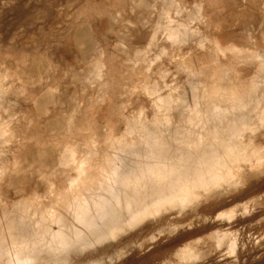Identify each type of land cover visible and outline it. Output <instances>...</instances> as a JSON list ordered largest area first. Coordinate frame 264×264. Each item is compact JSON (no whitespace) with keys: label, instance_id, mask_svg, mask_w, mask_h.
<instances>
[{"label":"rangeland","instance_id":"1","mask_svg":"<svg viewBox=\"0 0 264 264\" xmlns=\"http://www.w3.org/2000/svg\"><path fill=\"white\" fill-rule=\"evenodd\" d=\"M137 1L0 0V90L8 100L0 123L9 131L0 142V213L27 198L46 203L49 186L40 171L63 189L67 174L45 164L64 148L81 156L89 154V142L141 137L129 134L128 125L153 127L168 114L165 97L188 96L197 80L210 88L225 67L242 66L230 47L256 49L248 31L264 30V0H173L184 11L173 7L169 17L185 21L190 35L172 42L153 28L168 1L145 0L147 7ZM150 41L154 46L136 60ZM176 105L172 121L182 122ZM246 138L264 150V129ZM239 174L237 186L205 193L184 215L148 222L103 252L128 250L116 264H264V165L245 164ZM233 208L234 218H215ZM214 231L227 236L220 242ZM188 241L194 260L176 254Z\"/></svg>","mask_w":264,"mask_h":264},{"label":"bare ground","instance_id":"2","mask_svg":"<svg viewBox=\"0 0 264 264\" xmlns=\"http://www.w3.org/2000/svg\"><path fill=\"white\" fill-rule=\"evenodd\" d=\"M146 2L137 1L147 7ZM168 2L161 12L165 18L160 20L161 15L153 28L163 29L169 41L185 40L190 35L185 21L169 17L173 7L175 13L184 10L175 1ZM248 37L256 49L230 47L242 66L225 67L212 88L205 81L194 80L188 96L183 92L177 99L173 94L165 97L168 114L153 127L128 125L129 134L140 132L141 137L105 144L89 142V154L81 156L75 149L64 148L53 162L45 164L53 173L65 172L66 185L63 189L54 187L49 174L41 170L40 179L49 186L47 202L27 198L13 203L12 211H1L0 264H116L128 250L121 247L105 254L106 246L120 244L148 222H158L174 212L184 215L205 193L225 184L237 186L245 164L264 165V150L246 138L248 132L264 129V30L255 27L248 31ZM259 42L262 49H258ZM147 45L136 52V60L154 46L152 41ZM217 47L224 51L219 42ZM3 93L0 90V105L8 103ZM174 102L182 122L172 121ZM7 128L0 123V142L7 137ZM236 214L233 208L215 218L230 220ZM177 229L174 224L170 232ZM213 235L220 242L227 236L217 231ZM150 240L155 241L156 236ZM235 246L232 242L231 248ZM177 250L182 259L198 257L190 241Z\"/></svg>","mask_w":264,"mask_h":264}]
</instances>
